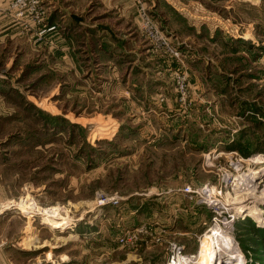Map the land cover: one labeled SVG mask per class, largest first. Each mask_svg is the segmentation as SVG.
Instances as JSON below:
<instances>
[{
  "label": "rangeland",
  "instance_id": "374dc122",
  "mask_svg": "<svg viewBox=\"0 0 264 264\" xmlns=\"http://www.w3.org/2000/svg\"><path fill=\"white\" fill-rule=\"evenodd\" d=\"M47 1L0 0V264H264V0Z\"/></svg>",
  "mask_w": 264,
  "mask_h": 264
},
{
  "label": "bare ground",
  "instance_id": "6f19581e",
  "mask_svg": "<svg viewBox=\"0 0 264 264\" xmlns=\"http://www.w3.org/2000/svg\"><path fill=\"white\" fill-rule=\"evenodd\" d=\"M253 162H260V160L255 159ZM259 170L252 169L246 173V175L239 176L238 179L240 181H250L257 178ZM255 181V180H254ZM251 196V195H250ZM256 207V206H255ZM238 210V209H237ZM21 212V211H20ZM24 213H28V211L22 210ZM240 212H245L248 215H258L259 211L252 209L250 206H244L240 209ZM262 212V211H261ZM28 218H31L32 215L28 214ZM41 223H44L51 228H64L66 225L62 223L60 220H56L47 215H42L38 219ZM202 247L199 250L198 264H216L219 260H236L237 253L234 254L237 250H235L234 242L232 241V237H229L225 234L220 227L215 226L210 229V231L205 235L203 240ZM224 261V260H223ZM222 261V262H223ZM231 262V261H230ZM236 263V262H235Z\"/></svg>",
  "mask_w": 264,
  "mask_h": 264
},
{
  "label": "crops",
  "instance_id": "0c3cea01",
  "mask_svg": "<svg viewBox=\"0 0 264 264\" xmlns=\"http://www.w3.org/2000/svg\"><path fill=\"white\" fill-rule=\"evenodd\" d=\"M55 2V6H57V11H56V17H58V15L60 14L61 16H63V18H65V16H66V19H60L61 20V23H65L64 24V26L65 25H71V24H73L74 22L75 23H80L81 22V16H80V14H78V16H77V14L75 13V11H70L69 10V8L70 7H74V5H76L77 6V2H79V0H48L47 2ZM119 1H121V0H119ZM125 2H126V0H124ZM60 2H62V3H60ZM121 6H120V11H121ZM119 11V12H120ZM125 11H126V9H125ZM119 15L121 16V12L119 13ZM51 18H53V16L51 17ZM59 19V18H58ZM52 20V19H51ZM52 21H54V20H52ZM71 23V24H70ZM78 26V25H77ZM73 29H75V28H73ZM110 29V28H109ZM88 30V29H87ZM50 32V31H49ZM49 32H47L45 35H46V37L47 36H49V35H52V33H49ZM71 33H73V35L75 36L77 33H79V32H76V33H74V32H71ZM87 35H88V37H89V32H87ZM45 37V38H46ZM60 38L61 37H58V39L56 38V42H58L57 43V46H58V50H60V51H62L63 52V50H65L66 49V46L64 45V43L60 40ZM63 38H66V37H63ZM65 40V39H64ZM65 41H68V40H65ZM117 50V49H116ZM66 55V54H65ZM64 57H67V56H64ZM63 57V58H64ZM29 220H30V218H28Z\"/></svg>",
  "mask_w": 264,
  "mask_h": 264
},
{
  "label": "built area",
  "instance_id": "2783aa9c",
  "mask_svg": "<svg viewBox=\"0 0 264 264\" xmlns=\"http://www.w3.org/2000/svg\"><path fill=\"white\" fill-rule=\"evenodd\" d=\"M171 256L169 257L170 263L174 262V263H178L179 259L178 257H182V248L179 245H172L171 248ZM172 264V263H171Z\"/></svg>",
  "mask_w": 264,
  "mask_h": 264
},
{
  "label": "trees",
  "instance_id": "16d2710c",
  "mask_svg": "<svg viewBox=\"0 0 264 264\" xmlns=\"http://www.w3.org/2000/svg\"><path fill=\"white\" fill-rule=\"evenodd\" d=\"M257 232V230H255ZM259 236V238H257L256 242L259 244H262L263 250H264V235H260L258 232L255 233Z\"/></svg>",
  "mask_w": 264,
  "mask_h": 264
}]
</instances>
